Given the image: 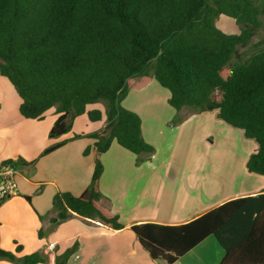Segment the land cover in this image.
Masks as SVG:
<instances>
[{
	"label": "trees",
	"instance_id": "trees-1",
	"mask_svg": "<svg viewBox=\"0 0 264 264\" xmlns=\"http://www.w3.org/2000/svg\"><path fill=\"white\" fill-rule=\"evenodd\" d=\"M263 15L255 0H0V73L22 99L25 119L42 121L55 108L58 119L49 137L58 139L78 117L101 121L102 112L88 107L106 103L103 128L87 136L96 140L92 181L80 197L56 194L51 223L78 215L124 228L105 206L101 157L115 142L139 161L155 153L142 136V118L123 107L138 78L141 86L155 79L167 89L177 112L219 111L223 122L258 144L247 169L264 177V39L254 44ZM222 16L236 20L241 33L221 31ZM249 46L251 55L241 59L239 49ZM36 162L5 164L19 169ZM132 230L155 264H175L211 236L226 252L221 264H264V194L228 202L186 225L149 223ZM77 250L78 245L57 256L55 264H68ZM0 260L41 264L45 257L17 258L0 246Z\"/></svg>",
	"mask_w": 264,
	"mask_h": 264
},
{
	"label": "crops",
	"instance_id": "crops-1",
	"mask_svg": "<svg viewBox=\"0 0 264 264\" xmlns=\"http://www.w3.org/2000/svg\"><path fill=\"white\" fill-rule=\"evenodd\" d=\"M141 84V78L133 82L123 107L142 118V136L155 153L143 155L139 161L115 142L102 155L100 189L106 196L105 206L124 226L114 230L78 215L60 225L51 223L57 215L53 208L56 194L80 197L92 181L96 140L87 136L103 128L106 109L98 104L89 106L88 111L102 112L101 121L92 122L83 115L74 120L70 133L50 139L58 119L56 109L47 112L42 121L25 119L20 113L22 99L0 73V164L19 159L37 161L19 168V193L0 206L2 249L17 258L39 253L45 257L41 264H55L57 256L78 245L68 264H155L133 232L134 226H182L228 202L264 194V177L247 169L258 144L252 146L251 155L244 153L245 149L237 155L207 154L221 145L215 140V128L219 129L218 137L228 143L250 146V139L223 122L219 111L198 113L184 108L177 112L169 104L170 92L159 87L155 79ZM154 95L170 107L163 105L160 110L153 105ZM176 115L183 119L178 127L171 126ZM75 135L84 137L72 140ZM63 141L69 142L41 156ZM19 246L22 250L17 252ZM225 256L224 248L211 236L175 264H221ZM0 264L20 263L0 260Z\"/></svg>",
	"mask_w": 264,
	"mask_h": 264
},
{
	"label": "rangeland",
	"instance_id": "rangeland-1",
	"mask_svg": "<svg viewBox=\"0 0 264 264\" xmlns=\"http://www.w3.org/2000/svg\"><path fill=\"white\" fill-rule=\"evenodd\" d=\"M255 1L257 4H259L262 7V9H264V0H255ZM262 22H263V28L256 35V37L254 39V44L258 43L262 39H264V15L262 16ZM218 28L221 31H223L224 33L229 34V35H238L241 33V28L238 25V23L236 22V20L229 18V17H226V16H222L220 18V20L218 21ZM252 51H253L252 46H249L247 48H240L239 49V57H241V59H245V58H247V56L251 55ZM235 61H236V59H235ZM237 61H238V59H237ZM159 87H161V86L159 85ZM153 100H154V102L152 104L158 105L160 110H162V107H164L163 105L170 107L169 104H167V102H161L162 98H160L159 96L156 97V95H154ZM160 103H162V104H160ZM98 105H101V107L106 109V103L101 102ZM179 118H180V116L176 115V117L173 119V121L171 123V126L178 127L179 124L181 123V122H179ZM215 130L217 132V137L220 136L219 129L215 128ZM213 137L214 136H212V138ZM217 137L215 138V140L218 142L221 141L220 142L221 145L219 144V146L216 147L214 151H209L207 154H211V153L215 152V153H217V154L219 153L221 155H226V154L237 155V154L243 153L244 149H245L244 153H248L249 155H251V153L253 152V147H254L253 145H255V146L257 145V143L254 140H250V146L249 145H246V146L243 145L242 146V144L239 142L238 143L237 142L228 143L227 141H223L221 138H219V137L217 138Z\"/></svg>",
	"mask_w": 264,
	"mask_h": 264
},
{
	"label": "built area",
	"instance_id": "built-area-1",
	"mask_svg": "<svg viewBox=\"0 0 264 264\" xmlns=\"http://www.w3.org/2000/svg\"><path fill=\"white\" fill-rule=\"evenodd\" d=\"M18 168L9 164H0V200L8 199L19 193Z\"/></svg>",
	"mask_w": 264,
	"mask_h": 264
}]
</instances>
